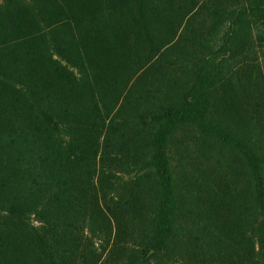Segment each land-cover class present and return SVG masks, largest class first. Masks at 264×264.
Listing matches in <instances>:
<instances>
[{"label":"trees","instance_id":"16d2710c","mask_svg":"<svg viewBox=\"0 0 264 264\" xmlns=\"http://www.w3.org/2000/svg\"><path fill=\"white\" fill-rule=\"evenodd\" d=\"M0 264H264V0H0Z\"/></svg>","mask_w":264,"mask_h":264}]
</instances>
